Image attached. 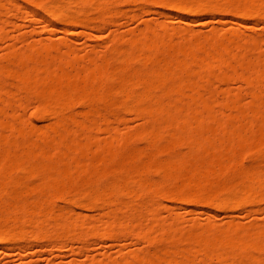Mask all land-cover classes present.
Returning a JSON list of instances; mask_svg holds the SVG:
<instances>
[{"label":"bare ground","instance_id":"6f19581e","mask_svg":"<svg viewBox=\"0 0 264 264\" xmlns=\"http://www.w3.org/2000/svg\"><path fill=\"white\" fill-rule=\"evenodd\" d=\"M121 1L136 0H0V38L1 18L11 24L13 18L25 19L23 15L51 33L99 28ZM141 1L192 18L234 13L242 20H264V0ZM144 28L127 40L112 31L113 49L106 56H79L67 44L69 39L60 44L48 38L30 46L25 58L34 61L32 66L21 65L23 56L13 50L2 60L0 245L51 239L86 246L89 236H136L150 245L151 253L126 254L120 261L99 264H264V224L248 228L231 224L223 230L211 225L201 231L192 226L182 231L172 223L161 232L159 221L152 229L140 221L148 214L149 202L166 198L213 210L256 209L264 201L261 45L255 40H227L217 33L202 41L175 43L165 24L147 23ZM51 50L55 55H44ZM109 58L116 66L108 64ZM233 77L246 88V110L239 108L240 93L215 89ZM16 92L37 100L38 118L55 120L47 131L40 128L45 133L38 139L29 135V126L19 125L18 113L10 120L3 117L19 104ZM75 104L85 109L82 120L77 114L67 116ZM115 110H132L142 119L140 135L158 153L176 146L187 152L166 160L113 154L114 144L128 140L117 135L127 123ZM224 111L229 116L224 117ZM67 122L76 128L75 134L71 131L76 140L68 145L62 143V135L61 139L55 135V128ZM95 130L108 132L110 141L96 142ZM92 146L100 154L90 158ZM151 174L158 179L152 181ZM140 193L146 197L141 194V202ZM56 199L66 206L55 208ZM76 208L103 213L96 218L76 214ZM158 233L163 239H157Z\"/></svg>","mask_w":264,"mask_h":264},{"label":"rangeland","instance_id":"374dc122","mask_svg":"<svg viewBox=\"0 0 264 264\" xmlns=\"http://www.w3.org/2000/svg\"><path fill=\"white\" fill-rule=\"evenodd\" d=\"M119 5V9H112L111 13L114 15L112 17L108 16L105 24L101 27H75L68 35L60 31L57 33H51L45 30L38 22H31L29 15H23L25 19L13 18L10 20L11 24H7L8 20L6 18H1L3 21L2 32L4 33V37L0 38V64L4 62L2 60L8 57V54L13 50L23 56L19 62L21 65L32 66L34 61L32 59L28 60L25 58L30 50V46L36 44L41 39L48 38L55 43H60V41H62L61 43H64V39H69L70 41H68L67 44L69 47L76 50L80 54L79 56H106L109 55L113 49L114 33H112V31L121 35L124 40H127L132 35L137 37L139 32H141L147 23L167 25L171 29V39L175 43L186 39L192 41H202L206 37L217 33L219 37L231 41L255 40L261 45V50L264 52V20L258 21L254 18L242 20L234 13H222L216 15L203 14L197 16L196 18H192L185 14H176L161 5L149 6L141 0L132 2L121 1L119 2ZM13 9L17 11V7H13ZM233 22H238L239 25H231ZM57 27L59 29L62 28L61 25H58ZM61 49L63 51L67 50L66 47H61ZM55 53L56 52L54 50H51L44 55L53 56ZM107 62L111 67L116 66V62L112 60V58H109ZM84 65L87 66L88 64L83 63L81 66ZM8 80L6 79V81ZM216 87L215 89L222 92L230 91L231 93H240L243 99L239 103V108L241 110H246L249 98L245 95L246 88L240 80H235L234 77L228 78L227 80L225 79L224 81L219 82ZM22 94L19 95V93H17L19 97V104L15 105V103H17V97L14 101L15 103H13L15 106L12 104L14 109L10 110L5 107L7 110L4 113L5 116L3 114V117L10 120L12 116L11 114L18 113V115L21 116L19 125L26 124L29 126V135L35 139L39 135H44V130L47 131L46 128H51L48 126H53L55 120H50L51 117L45 118L46 120L38 118L40 116H36L39 111L36 110L38 108L37 100L33 96H30L29 98L27 95V99H24V95ZM15 97L16 96L13 93V98ZM116 97L117 96L113 99ZM20 101H22L21 104ZM10 107L11 106H9V108ZM71 109L72 110H67V116H72V114L75 116V114H77L75 117L78 119L80 118L79 120L84 118L85 109H83L82 106L75 104L71 107ZM83 112L84 114L81 115ZM115 112L127 123L126 126H121L116 130L117 135L128 140L125 145L114 144L111 149L113 154L121 157L134 154L145 157H156L158 160H166L169 157H174L187 152L184 146H176L168 152L158 153L154 148L147 145L145 137L140 135L141 125L143 126L144 124L142 119L140 120V118H138L132 110H115ZM226 112L224 111L223 113L225 114L224 117L229 116ZM9 117L10 119H8ZM88 117H86V119ZM97 118L98 117H96V120H98ZM40 128H45L42 131L43 133L41 131L39 132ZM73 128L74 126L70 122L63 123L55 128L56 133H54L55 135L58 134L56 136L62 135L61 141L62 143L65 142L63 144L70 143L75 137V135L72 134L76 133V130L73 131ZM96 131L97 130H95V132ZM6 135L7 133L5 136ZM94 135L96 136V142L99 141V143H106L105 141H110L108 132H96ZM61 138L59 136V139ZM18 141L19 138H13V142ZM92 147L93 148H91L88 153V157L90 158L97 157L100 154L99 150H96L94 146ZM245 163H248V161H245ZM149 177L152 181H156L158 179L154 174H151ZM30 181L36 183L37 179L32 178ZM141 194L142 193L137 196L138 201V197L140 198L142 195L143 198H146L144 197L145 194ZM144 201H146V199H144ZM139 202H141V200ZM54 206L55 208L60 209L65 207L66 204L63 200L56 199L54 200ZM1 207H7V205L5 203H1ZM76 209H78L75 210L76 214L83 213L96 218L100 215L99 213H103V211L97 212L95 210L86 211L80 210L79 208ZM107 211L108 209L105 213ZM146 211H148V214L146 212L140 220L142 225L148 229H152L156 226L157 220L160 222V225H162L160 231L162 227L168 228V226L172 223L176 224L177 227H179V230L182 231H189L192 226H196V228L201 231L211 225H213L217 230H223L231 224H238L245 228L264 224V201L260 202L256 209L240 207L235 209L228 208L226 210H213L207 206L196 204L187 205L180 201L166 198L158 203L155 201L149 202L147 204ZM156 236L158 240L163 239L161 238L162 234ZM164 236L165 234L163 237ZM151 249L147 242L136 236L123 238L120 235H115V237L111 239H102L99 236H89L88 244L86 246H81L74 241L70 242L68 240L60 242L51 239L41 241L24 239L23 241L11 244L10 246L0 245V264H99L109 260L120 261L124 255H129L131 253L138 252L146 255V253H151L153 250Z\"/></svg>","mask_w":264,"mask_h":264}]
</instances>
